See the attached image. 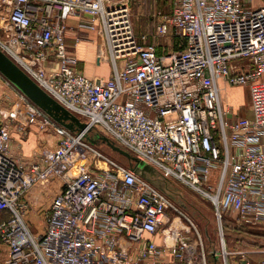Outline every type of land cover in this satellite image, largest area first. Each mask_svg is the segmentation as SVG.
Instances as JSON below:
<instances>
[{"label":"built area","instance_id":"2783aa9c","mask_svg":"<svg viewBox=\"0 0 264 264\" xmlns=\"http://www.w3.org/2000/svg\"><path fill=\"white\" fill-rule=\"evenodd\" d=\"M159 16L155 35L179 40L162 52L145 44L147 36L139 42L119 0H0V48L86 124L78 131L62 125L0 72L22 99L10 115L18 128L41 122L58 136L53 148L20 164L10 153L9 123L0 120L3 264H208L192 243L189 217L133 165L89 140L95 128L165 178L206 194L220 230L224 219L264 227V0H173ZM72 17L80 21L68 24ZM84 30L104 39L108 78L77 68L70 51L88 38ZM221 81L248 86L250 115L223 103ZM54 178L60 188L44 228L33 231L23 198Z\"/></svg>","mask_w":264,"mask_h":264},{"label":"rangeland","instance_id":"374dc122","mask_svg":"<svg viewBox=\"0 0 264 264\" xmlns=\"http://www.w3.org/2000/svg\"><path fill=\"white\" fill-rule=\"evenodd\" d=\"M119 1L125 2L129 6L133 30L139 42L143 36H147L145 44H150L155 41L158 44H162V47L167 46L168 41H173V39L171 40L167 36H156L154 31L157 22L161 18L159 13L166 12L163 5H166L165 1L167 0H164V2L160 0L162 6L158 2H155V0ZM255 1L258 3L260 0ZM79 21V18H70L68 19V24L74 25ZM83 35L86 36L87 33ZM98 35L100 41L97 46L96 56L93 59H91L94 54L92 50L85 48L84 54H86V57L84 58L85 61H83L81 54H79L81 52L79 42L74 47H71L72 51L70 52L78 57L77 68L79 70L84 72V64L90 67L95 65L101 70L105 69L106 72L105 70L104 72L105 74L107 73V76L100 75L98 78H108L112 72L111 59L106 54L104 39L100 37L99 33ZM152 36L155 37L153 38ZM67 41L72 46L75 42V33L72 31L69 32ZM241 87L235 86V89L231 92H227L226 90L221 91L222 101L225 104L230 103L233 105L237 115H248L250 111V92L248 86ZM231 98L235 100L234 103L231 101ZM21 107H23V103L19 94L5 79L0 77V120L9 123L10 129L12 130L13 143L10 149L11 155L18 163L25 165L36 158L46 147L51 146V144L48 145L49 139L54 138L56 145L58 136L48 126H41V122L32 125L33 127L29 125L24 130L19 129L17 121L13 120L10 115L16 112L17 108ZM97 133L105 135L100 128H95L90 131V136L95 137ZM51 142L53 143V140ZM98 145L104 152L120 162L131 165L135 164V161H131L126 156L116 152L105 142L99 140ZM219 171L220 169L216 168L211 174L209 184L214 188L217 187L219 182ZM170 182L173 188L176 189L173 196L176 206L194 224L192 231H190L192 243L197 245V248L204 249L208 264H263L264 227H243L238 226L235 221L227 222L224 219L223 228H221L222 236L220 222L211 199L203 192L194 190L181 182L175 180H170ZM45 183L51 184L52 187L47 189L49 186L46 187L47 184ZM45 183H43L44 191L40 194V199L34 200L32 202L33 204L30 203V205L27 203L28 210L25 214V219L32 226L33 231L44 228V213L49 208L53 195L60 188L61 180L54 178ZM168 216L170 219H173L178 217V214L171 212ZM183 219L185 220V218ZM158 237V241L162 242V237L165 238V235L160 233ZM225 250L227 255L225 254ZM5 257L6 246L0 241V264H3Z\"/></svg>","mask_w":264,"mask_h":264},{"label":"water","instance_id":"95a60500","mask_svg":"<svg viewBox=\"0 0 264 264\" xmlns=\"http://www.w3.org/2000/svg\"><path fill=\"white\" fill-rule=\"evenodd\" d=\"M0 72L20 91L28 96L34 103L45 110L56 121L68 127L73 131H78L85 127L74 113L64 107L55 98H53L45 89H43L19 64H17L8 54L0 48ZM93 143H99V140L105 142L110 148L126 156L131 161H135L133 169L136 173L153 182L161 190L165 191L172 198L176 192L168 178H165L151 164L137 159L128 150L116 144L106 135L97 133L96 138L89 136Z\"/></svg>","mask_w":264,"mask_h":264},{"label":"crops","instance_id":"0c3cea01","mask_svg":"<svg viewBox=\"0 0 264 264\" xmlns=\"http://www.w3.org/2000/svg\"><path fill=\"white\" fill-rule=\"evenodd\" d=\"M162 2H164V0H161ZM155 2H158L161 6H162V4H161V2H160V0H155ZM165 3H166V5L164 4L163 5V8H165L166 9V12H170L171 10H172V8H173V0H167V1H165ZM71 19H75L74 17L73 18H71ZM85 31V33H87V37L88 38H85V39H82V40H80V42H79V44L81 45L80 47H81V52L79 53V54H81V56H82V58H83V61H85V57H86V54H84V52H85V48L86 49H88V50H92V52L94 53L93 54V56H92V58L91 59H93L95 56H96V50H97V46H98V44H99V41H100V38H99V35H98V33H97V31H94V30H84ZM153 38L155 37V36H152ZM153 42H155V41H153ZM152 42V43H153ZM88 57V56H87ZM90 59V58H89ZM95 64V63H94ZM83 70H84V73H85V75H87L88 77H91V78H98V76H100V75H106L107 76V73L105 74V72H106V70H105V72H104V70H101L98 66H92V67H90V66H88L87 64H84L83 65ZM112 73V72H111ZM111 75V74H110ZM239 88H242V87H240V86H238ZM235 89V86H231V85H229V84H227L226 82H224V81H221V91H223V90H226L227 92H231V91H233ZM242 91V90H241ZM226 97V96H225ZM221 98H222V96H221ZM226 99H228V97H226ZM223 100V99H222ZM231 101L234 103V101L235 100H233V98H231ZM226 104H230V103H226ZM248 115H250V111H249V113H248ZM32 125H34V124H32ZM32 125H30V127L32 126ZM33 127V126H32ZM52 137V136H51ZM52 139V138H51ZM51 139H49V142H48V145H50L51 144V146H48V147H46L45 149H48V148H53L54 146H55V142H54V138L52 139L53 140V143L51 142L52 140ZM45 184H47V183H45ZM47 186H49V187H47ZM46 187H47V189L48 188H50V187H52V185L51 184H47L46 185ZM44 189V186H43V183H38V184H36V185H34L27 193H26V195L24 196V198H23V201H25L26 203H28L29 205H30V203L31 204H33L32 202L34 201V200H36V199H40V194H42L43 193V190ZM56 193V192H55ZM55 195V194H54ZM53 195V196H54ZM53 198V197H52ZM34 230V229H33ZM160 242V241H159ZM166 259H165V261L166 262H168L169 261V259L171 258V257H165Z\"/></svg>","mask_w":264,"mask_h":264},{"label":"trees","instance_id":"16d2710c","mask_svg":"<svg viewBox=\"0 0 264 264\" xmlns=\"http://www.w3.org/2000/svg\"><path fill=\"white\" fill-rule=\"evenodd\" d=\"M178 41H179V40H178L177 37L173 39L174 44H177ZM166 48H167L166 46L162 47V44H159V52H162V51H163L164 49H166ZM0 241H1V239H0Z\"/></svg>","mask_w":264,"mask_h":264}]
</instances>
